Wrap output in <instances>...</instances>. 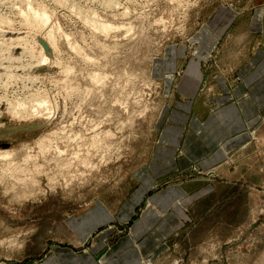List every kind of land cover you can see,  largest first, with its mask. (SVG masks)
Masks as SVG:
<instances>
[{
	"label": "rangeland",
	"instance_id": "rangeland-1",
	"mask_svg": "<svg viewBox=\"0 0 264 264\" xmlns=\"http://www.w3.org/2000/svg\"><path fill=\"white\" fill-rule=\"evenodd\" d=\"M260 3L0 0V264L36 260L92 201L116 208L129 198L166 96L157 60L219 4ZM33 12H45L51 28L40 34ZM233 158L222 170L185 173L198 194L185 225L142 264H264V126ZM146 196L133 219L151 209Z\"/></svg>",
	"mask_w": 264,
	"mask_h": 264
},
{
	"label": "crops",
	"instance_id": "crops-1",
	"mask_svg": "<svg viewBox=\"0 0 264 264\" xmlns=\"http://www.w3.org/2000/svg\"><path fill=\"white\" fill-rule=\"evenodd\" d=\"M194 35L154 65L166 96L136 189L116 208L97 199L68 215L63 237L27 264H142L159 256L198 196L186 189L185 173L224 169L262 131L264 3L219 4ZM145 196L151 209L133 219Z\"/></svg>",
	"mask_w": 264,
	"mask_h": 264
},
{
	"label": "bare ground",
	"instance_id": "bare-ground-1",
	"mask_svg": "<svg viewBox=\"0 0 264 264\" xmlns=\"http://www.w3.org/2000/svg\"><path fill=\"white\" fill-rule=\"evenodd\" d=\"M27 11H29V10H27ZM33 11V10H32ZM36 11V10H35ZM30 13V12H29ZM33 14H34V12H33ZM25 15V14H24ZM34 15H36V16H34ZM33 16L35 17V19H33V21H36V27H38V30H39V33L40 34H42V31L44 30V29H48V27H50L49 25H48V21H49V16L45 13V12H41V13H38V12H36L35 14H34ZM25 17L26 16H24L23 18L25 19ZM28 17V16H27ZM102 24L104 23L105 24V22H101ZM109 22H107L106 23V26H104V27H106L107 28V24H108ZM51 24V23H50ZM53 24V23H52ZM101 24V25H102ZM110 24V23H109ZM109 24H108V27H110L109 26ZM111 27H113V25H111ZM51 28V27H50ZM101 29L103 28V25H102V27H100ZM106 28H104L105 30H107ZM119 28V27H118ZM103 29V30H104ZM111 29V28H110ZM121 29V28H120ZM49 30V29H48ZM56 30V29H55ZM104 30V31H105ZM127 30V29H126ZM113 31H114V29H113ZM47 32V31H46ZM50 33V32H49ZM104 33H106V32H104ZM110 33V32H109ZM47 34V33H46ZM60 34V33H59ZM101 34V33H100ZM112 34V33H111ZM45 35V34H44ZM54 35V34H53ZM52 35V36H53ZM108 35V34H107ZM106 35V36H107ZM51 36V34H47V38L45 37V36H42L43 37V39H46V40H48L49 38H51L52 37ZM109 36V35H108ZM115 36V35H114ZM120 36V35H119ZM45 37V38H44ZM117 37V36H116ZM41 38V37H40ZM54 38V37H53ZM114 38V37H113ZM111 39V38H110ZM46 40H44V41H46ZM49 40H51V39H49ZM48 40V41H49ZM113 40V39H112ZM52 41V40H51ZM116 42V41H115ZM53 43V42H52ZM103 43V42H102ZM105 43V42H104ZM107 43V42H106ZM118 43V42H117ZM113 46V45H112ZM119 46V45H118ZM49 47V46H48ZM115 47V46H114ZM120 47V46H119ZM73 49V48H72ZM75 50V49H74ZM106 50V49H105ZM52 51V50H51ZM116 52V51H115ZM94 54V53H93ZM80 56V55H79ZM43 59H42V62H47V59L48 58H46V56H45V54H43ZM86 57V56H85ZM86 59V58H85ZM82 60V59H81ZM87 64V63H86ZM107 64V63H106ZM97 65V64H96ZM61 71V70H60ZM81 72V71H80ZM95 72V71H94ZM69 74V73H68ZM71 74H74V73H72L71 72ZM76 74V73H75ZM90 74V73H89ZM89 74H88V76H89ZM94 76H95V74H94ZM97 76V75H96ZM67 77V76H66ZM76 77V76H75ZM79 77V76H78ZM91 78V77H90ZM66 79V78H65ZM78 79V78H77ZM90 81V80H89ZM95 82V81H94ZM99 82V81H98ZM78 83V82H77ZM81 84V83H80ZM97 84V83H96ZM70 86H71V84H69ZM73 85V84H72ZM58 86V85H57ZM64 87H65V85H64ZM75 88V87H74ZM87 88V87H86ZM85 88V89H86ZM92 91V90H91ZM95 92V91H94ZM116 102V101H115ZM48 117H50V116H47L46 118H44V120H46V121H48ZM45 125V124H44ZM98 138V137H97ZM47 139V138H46ZM45 139V140H46ZM92 140V139H91ZM93 141V140H92ZM99 142V141H98ZM93 144V143H92ZM94 146V145H93ZM60 152V151H59ZM26 158H27V156H26ZM27 180V179H26ZM31 185V184H30Z\"/></svg>",
	"mask_w": 264,
	"mask_h": 264
}]
</instances>
